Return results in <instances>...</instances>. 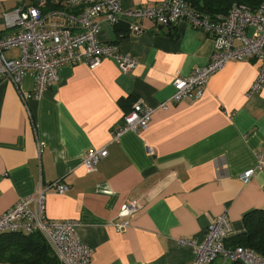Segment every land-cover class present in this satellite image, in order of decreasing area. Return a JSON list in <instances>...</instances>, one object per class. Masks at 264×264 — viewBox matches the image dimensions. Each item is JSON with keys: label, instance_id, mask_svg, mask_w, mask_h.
Masks as SVG:
<instances>
[{"label": "crops", "instance_id": "1", "mask_svg": "<svg viewBox=\"0 0 264 264\" xmlns=\"http://www.w3.org/2000/svg\"><path fill=\"white\" fill-rule=\"evenodd\" d=\"M4 2L0 12L13 8ZM191 5L207 15L225 13L214 10L211 0ZM99 25L102 43L117 44L138 59L134 69L121 72L109 57L94 67L64 64L38 98L34 74L27 71L19 86L25 100L12 83L0 81V214L39 183L61 178L68 190L49 192L45 213L79 222L77 234L92 248L89 264H190L193 248L178 238L201 240L221 213L230 222L225 243L231 247L230 239L245 230L243 216L264 210V171L240 179L264 152V84L248 94L259 60L227 62L209 77L200 98L162 109L157 106L173 93V78L208 62L212 38L185 20L168 27L144 20L138 33L130 32L125 19L110 24L99 18ZM136 100L153 108L148 126L113 140ZM102 146L107 155L86 172L82 156ZM130 200L140 208L117 231L108 222L122 219L119 211ZM210 264L241 263L218 256Z\"/></svg>", "mask_w": 264, "mask_h": 264}, {"label": "built area", "instance_id": "2", "mask_svg": "<svg viewBox=\"0 0 264 264\" xmlns=\"http://www.w3.org/2000/svg\"><path fill=\"white\" fill-rule=\"evenodd\" d=\"M192 0H161L148 7H124L122 0H21L10 10L0 12V81H9L24 95L19 86L27 71L35 77L34 96L58 80L59 68L64 64L86 63L98 65L103 58H113L121 72L134 69L138 59L120 51L117 44L99 40V18L110 24L125 19L130 32H141V21L148 20L157 27H168L178 20L202 29L213 40L208 62L188 76L172 80L173 93L158 104L165 109L170 104L202 96L209 77L229 61L247 58L259 60V71L248 94H254L264 84V0L255 8L232 3L227 12L207 15ZM153 108L136 100L123 115V123L112 132L117 140L124 132L145 129ZM151 152V149H147ZM107 155L105 146L90 148L81 158L86 172H93L97 162ZM256 170L264 171V152L256 155V164L240 174L247 182ZM68 185L61 178L39 183L32 194L19 198L0 214V234L20 232L40 234L57 260L64 264H89L92 248L77 234L75 219H50L45 213L46 195L65 193ZM140 208L137 200L123 204L120 220H110L109 226L122 231L129 226V217ZM225 213L211 219L201 240L178 238V244L193 248L190 264H210L221 256L228 262L264 264V255L252 248L225 243L230 232Z\"/></svg>", "mask_w": 264, "mask_h": 264}, {"label": "trees", "instance_id": "3", "mask_svg": "<svg viewBox=\"0 0 264 264\" xmlns=\"http://www.w3.org/2000/svg\"><path fill=\"white\" fill-rule=\"evenodd\" d=\"M263 0H211L212 8L227 12L232 3L255 9ZM213 10V9H212ZM210 9V12H213ZM209 12V11H208ZM244 232L231 238L232 246L242 245L264 255V210L256 209L243 216ZM0 260L14 264H58L44 238L38 233L0 234Z\"/></svg>", "mask_w": 264, "mask_h": 264}, {"label": "rangeland", "instance_id": "4", "mask_svg": "<svg viewBox=\"0 0 264 264\" xmlns=\"http://www.w3.org/2000/svg\"><path fill=\"white\" fill-rule=\"evenodd\" d=\"M20 1L21 0H5L4 4H5L6 9H10L12 7H15L17 3Z\"/></svg>", "mask_w": 264, "mask_h": 264}]
</instances>
